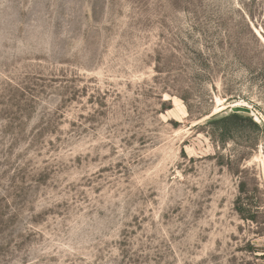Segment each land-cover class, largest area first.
I'll use <instances>...</instances> for the list:
<instances>
[{
    "label": "rangeland",
    "instance_id": "374dc122",
    "mask_svg": "<svg viewBox=\"0 0 264 264\" xmlns=\"http://www.w3.org/2000/svg\"><path fill=\"white\" fill-rule=\"evenodd\" d=\"M0 264H264V0H0Z\"/></svg>",
    "mask_w": 264,
    "mask_h": 264
},
{
    "label": "water",
    "instance_id": "95a60500",
    "mask_svg": "<svg viewBox=\"0 0 264 264\" xmlns=\"http://www.w3.org/2000/svg\"><path fill=\"white\" fill-rule=\"evenodd\" d=\"M233 112L234 113H250L249 109L242 108V107L233 108Z\"/></svg>",
    "mask_w": 264,
    "mask_h": 264
},
{
    "label": "trees",
    "instance_id": "16d2710c",
    "mask_svg": "<svg viewBox=\"0 0 264 264\" xmlns=\"http://www.w3.org/2000/svg\"><path fill=\"white\" fill-rule=\"evenodd\" d=\"M239 115L238 113H233V115L230 116V119H238Z\"/></svg>",
    "mask_w": 264,
    "mask_h": 264
},
{
    "label": "bare ground",
    "instance_id": "6f19581e",
    "mask_svg": "<svg viewBox=\"0 0 264 264\" xmlns=\"http://www.w3.org/2000/svg\"><path fill=\"white\" fill-rule=\"evenodd\" d=\"M237 105H239V104H237ZM235 106V105H234ZM240 106H242V105H240Z\"/></svg>",
    "mask_w": 264,
    "mask_h": 264
}]
</instances>
